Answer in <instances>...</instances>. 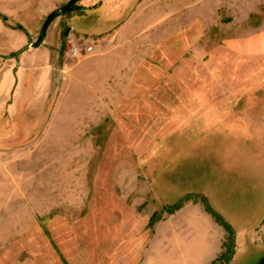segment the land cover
I'll list each match as a JSON object with an SVG mask.
<instances>
[{
  "label": "rangeland",
  "instance_id": "rangeland-1",
  "mask_svg": "<svg viewBox=\"0 0 264 264\" xmlns=\"http://www.w3.org/2000/svg\"><path fill=\"white\" fill-rule=\"evenodd\" d=\"M124 9L94 41L78 0L47 36L49 79L26 75L30 131L0 132V264H138L180 241L186 205L221 222L227 256L225 224L264 222V0ZM36 39L9 54L0 36V81L23 50L30 68L47 55Z\"/></svg>",
  "mask_w": 264,
  "mask_h": 264
},
{
  "label": "crops",
  "instance_id": "crops-1",
  "mask_svg": "<svg viewBox=\"0 0 264 264\" xmlns=\"http://www.w3.org/2000/svg\"><path fill=\"white\" fill-rule=\"evenodd\" d=\"M59 1L0 0V36L7 41L4 44L6 51L9 54L15 52L26 46L30 42V38L37 37L46 15L67 2L58 4L57 2ZM149 1L80 0V3L87 12L96 11L95 18L92 19L93 23L87 30L90 35L94 36V41H101L108 30H120L127 27L129 22L132 21L135 12H130L127 19H124L127 13L122 17L125 12V6L143 5ZM104 11L108 13V16H103L104 20L102 21ZM64 15V12L59 13L48 24L41 43L44 48L43 51L47 55L42 57L40 63L37 65L33 64L31 65L32 68H30L25 59L29 52L23 50L17 56V60L12 58L5 68L0 85L6 86L7 89H12L13 92L10 98V107L5 111L0 110V132L12 133L17 131L28 133L30 131V118L32 116L30 102L33 99V91H23L27 82L26 75L30 72L31 76H34V81L49 79L51 73L49 54L52 46L46 44L47 36L52 28L58 27ZM122 19L125 22H122ZM110 20L114 22L104 24ZM73 26L69 29H73ZM30 32L37 35L33 36ZM8 139L7 136L2 138L0 148L9 149L10 143L7 141ZM177 213L176 216L180 214L182 220L179 223L173 221L171 228L174 230L180 228L182 230L181 232H173L175 239L181 237L180 241H176L169 252H149L138 264H221V261L225 262V264H234L237 254L240 255L242 253H244V262L242 264H256L264 258V222L247 225L242 231L232 225L230 226V224H225L224 229L229 228L235 237V244L232 246L233 250L231 254L229 251L227 256L226 251L228 249L223 247L221 241L223 231L221 222L213 219V216L204 209L200 210L198 208L195 210V207L191 205L183 206ZM243 231L246 234H241ZM250 235L252 238L249 237ZM254 246L259 251L255 250Z\"/></svg>",
  "mask_w": 264,
  "mask_h": 264
},
{
  "label": "trees",
  "instance_id": "trees-1",
  "mask_svg": "<svg viewBox=\"0 0 264 264\" xmlns=\"http://www.w3.org/2000/svg\"><path fill=\"white\" fill-rule=\"evenodd\" d=\"M77 1H78V0H69V1H67L65 4H63L62 6H60L58 9L53 10V11L49 12V13L46 15V17L44 18V20H43V22H42V25H41V28H40V32H39V34H38V36H37V39H36L37 41L34 42L36 45H37L38 43H40L41 40L43 39V37H44V35H45V30H46L48 24L51 22V20H52L56 15H58L59 13L64 12V11H66V10L69 9V8H74V7L76 6V2H77ZM19 27H21V26H19Z\"/></svg>",
  "mask_w": 264,
  "mask_h": 264
},
{
  "label": "built area",
  "instance_id": "built-area-1",
  "mask_svg": "<svg viewBox=\"0 0 264 264\" xmlns=\"http://www.w3.org/2000/svg\"><path fill=\"white\" fill-rule=\"evenodd\" d=\"M92 50V45L88 44L85 46H80L77 44H73L70 48V53L72 55L82 54V53H88Z\"/></svg>",
  "mask_w": 264,
  "mask_h": 264
},
{
  "label": "flooded vegetation",
  "instance_id": "flooded-vegetation-1",
  "mask_svg": "<svg viewBox=\"0 0 264 264\" xmlns=\"http://www.w3.org/2000/svg\"><path fill=\"white\" fill-rule=\"evenodd\" d=\"M256 264H264V258H262L261 260H259Z\"/></svg>",
  "mask_w": 264,
  "mask_h": 264
}]
</instances>
